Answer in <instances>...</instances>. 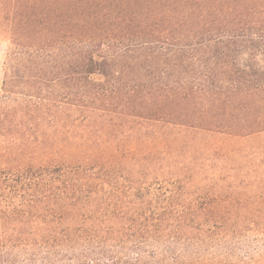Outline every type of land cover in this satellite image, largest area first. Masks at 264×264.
Returning a JSON list of instances; mask_svg holds the SVG:
<instances>
[{"label": "trees", "instance_id": "1", "mask_svg": "<svg viewBox=\"0 0 264 264\" xmlns=\"http://www.w3.org/2000/svg\"><path fill=\"white\" fill-rule=\"evenodd\" d=\"M0 38V264H264V152L216 142L264 137V0H0Z\"/></svg>", "mask_w": 264, "mask_h": 264}, {"label": "rangeland", "instance_id": "2", "mask_svg": "<svg viewBox=\"0 0 264 264\" xmlns=\"http://www.w3.org/2000/svg\"><path fill=\"white\" fill-rule=\"evenodd\" d=\"M6 42L0 38V89L2 87V82H3V72H2V67L5 59V54H6ZM219 140H222L224 142H218L216 140L217 144H223L224 145V151L223 155L227 154V151H236L238 154H242L244 156H247L246 161L248 163H245V160L241 162H237V164L233 163V165H230V167H235V168H244L249 166V161L252 159V155H257V152H264V137H253L245 140H239V139H232V138H227V137H218ZM227 140V141H226ZM232 140V141H228ZM214 144V140L212 138H208L207 145L205 148L208 150L211 149V146ZM210 153V152H208ZM205 155V152L203 153ZM263 157L261 158L262 160L264 159V155L260 154ZM237 157V155L235 156ZM235 157L233 159H235ZM226 158V156H225ZM228 158H230L228 156ZM264 161V160H263ZM249 168H251L249 166ZM252 169V168H251Z\"/></svg>", "mask_w": 264, "mask_h": 264}]
</instances>
